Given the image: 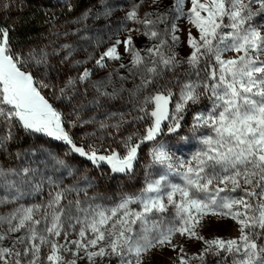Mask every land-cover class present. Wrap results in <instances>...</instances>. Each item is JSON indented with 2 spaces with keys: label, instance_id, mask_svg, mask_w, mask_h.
Masks as SVG:
<instances>
[{
  "label": "snow or ice",
  "instance_id": "1",
  "mask_svg": "<svg viewBox=\"0 0 264 264\" xmlns=\"http://www.w3.org/2000/svg\"><path fill=\"white\" fill-rule=\"evenodd\" d=\"M97 3L76 21L83 27L71 34L80 40H93L86 34L90 18L112 15L106 0ZM145 4L151 11L141 15ZM14 6L0 0V157L18 162L0 163V264H151L166 250L176 253V264H204L207 255L221 253L232 264H264V25L253 22L264 14V0H136L124 17L132 25L123 27L125 39L101 51L104 41L95 37L94 51L83 48L84 60L74 59L72 44L20 46L15 24L3 20ZM66 6L72 10L71 0ZM132 32L146 38L145 47ZM182 43L189 50L184 58L176 51ZM54 58L76 74L54 82ZM109 61L118 66L96 77ZM89 62L92 68L85 67ZM125 98L126 112L100 115ZM203 99L211 106L191 124L193 133L203 131L201 148L185 160L157 138L178 134ZM86 125L95 128L92 142L79 144L74 129ZM136 125L143 133L122 134ZM20 133L58 142L63 154L48 144L13 151ZM145 142H155L152 165L165 170L158 178L111 205L89 196L95 177L73 157L98 172L107 166L109 176H128ZM69 178L76 183H66ZM226 219L239 226L238 238L203 235L213 221ZM188 241L201 243L200 252L189 255Z\"/></svg>",
  "mask_w": 264,
  "mask_h": 264
},
{
  "label": "rangeland",
  "instance_id": "2",
  "mask_svg": "<svg viewBox=\"0 0 264 264\" xmlns=\"http://www.w3.org/2000/svg\"><path fill=\"white\" fill-rule=\"evenodd\" d=\"M68 0H13L14 7L11 8L10 14L3 16V20L8 24H15L16 32L14 33L15 40L22 47L28 46H37V45H46L51 44L58 47L61 44H72L78 48V51L75 53L74 59L84 60L88 56V52L83 50L84 47L88 48V51H94V38L99 36L104 43L101 45L100 50L102 51L115 39L119 38L121 40L125 39L127 33L123 32V27L125 25L131 27V23L124 19L126 13L131 9L133 3L136 0H106L107 4L112 7V15L105 19L101 18L100 20L89 19L86 23L88 25L86 34L89 37H92L91 41H84L79 39V34L72 35L71 33L76 32L78 28L83 26L77 24L76 21L79 17L83 15L89 8L96 10L98 8L97 0H71L73 8L69 11L67 5ZM173 0H165V3L171 5ZM190 6V5H188ZM151 11L147 4L141 9V15L144 12ZM26 12H32V17L36 21V26L34 30H30L25 33L26 38L18 37V34L22 32L24 26V21H22V16ZM51 22V25H50ZM254 24L264 25V14L254 18ZM181 29H185L187 25L183 21L178 22ZM160 28H163V25H159ZM69 32V35L56 36L54 33H64ZM116 33H120L117 37ZM195 35V31L193 32ZM111 36V40L109 39ZM134 37L135 44L139 48L145 47L148 43L145 37L138 36L136 32H132ZM181 40L186 41L187 36L186 32L182 31L180 33ZM51 50V49H49ZM121 53L124 52L123 46L119 48ZM179 52L180 57L184 58L188 54V48L186 44H181L180 48L176 49ZM63 55V53H62ZM227 56H232V53H227ZM124 61H128V57L124 56ZM119 62L109 61V68L105 70L98 71L96 77L105 76L107 72L112 71V66H118ZM53 64L56 66V72L53 75V81L56 83H61L64 78L68 75H75V71L71 64L61 66L58 63V58L53 59ZM85 67L92 68L93 64L89 62ZM187 70L185 65L179 71L184 72ZM121 73L124 72L123 69L120 70ZM58 72V75H57ZM94 77V78H96ZM168 79H172V74H167ZM183 78V77H182ZM131 88L132 84L129 83L126 85ZM179 91L178 89L176 90ZM51 98V93H49ZM81 99L77 97V100ZM88 99H91L89 95ZM58 107L61 108L65 113L70 109L67 103H60L59 101H54ZM76 103V101H73ZM211 106V102L207 99H203L200 104L193 106L186 114L183 123V127L179 130L178 134L172 135H162L158 137V141L163 143L169 150L176 152L179 150L178 155L185 160L191 158L201 148L198 136L203 134V131L200 133H193L191 130L192 118L196 112H206ZM130 105L127 103V98L124 101H115L109 102V105L106 109L102 110L100 115H103V111H112V112H126ZM88 113H86L87 115ZM95 114V113H93ZM139 130L140 133H143L144 128L140 125L136 126H126L122 130L123 135L131 134L132 132ZM95 131V128L92 125H86L83 128L74 129L75 139L77 143H91L89 134ZM19 139L11 145L13 151L17 149H27L30 146L35 145H44L48 144L53 150L63 154L64 145L51 141L49 138L43 136H34L28 138L24 133L19 134ZM184 137V139H181ZM155 142H145L141 145L138 151V158L134 164V173L128 176L115 175L109 176L107 174V166L104 167L103 172H98L95 169H92L86 161L81 160L79 157H73L74 163L81 167L83 171H87L92 177H95L96 187L89 191V196H96L106 205H111L122 196L136 195L138 196L146 183L156 179L162 174L165 170L161 169L159 166L152 165V159L150 156L151 149ZM115 146V145H113ZM122 151V149H121ZM0 163H7L16 166L18 162L13 160L0 157ZM170 181L173 183H182L179 177L170 176ZM66 183H76V181L71 180L70 178L66 180ZM223 195V194H222ZM233 195H240V193H233ZM7 210V209H5ZM171 215V210L169 211ZM239 226L232 221L231 219H226L222 222L213 221L208 228L203 232V235L207 239L220 238L224 240L238 238ZM183 243V241H180ZM259 243L264 244V239L260 240ZM203 245L196 241H188L186 243V251L191 254L199 253ZM177 255L175 252L166 250L162 255L159 253L152 259L151 264H176ZM83 264V262H82ZM113 264H116V261H113ZM194 264H199V261L194 262ZM204 264H232V257L226 253H221L220 255L209 254L204 258Z\"/></svg>",
  "mask_w": 264,
  "mask_h": 264
},
{
  "label": "trees",
  "instance_id": "3",
  "mask_svg": "<svg viewBox=\"0 0 264 264\" xmlns=\"http://www.w3.org/2000/svg\"><path fill=\"white\" fill-rule=\"evenodd\" d=\"M31 17H32V12L31 13L26 12L22 16V21H24L23 24H24L25 28L23 27V30L21 33L18 34V37L25 39L26 38L25 33L29 32L30 30H34L35 27L37 28L36 21H34L33 18H31Z\"/></svg>",
  "mask_w": 264,
  "mask_h": 264
}]
</instances>
